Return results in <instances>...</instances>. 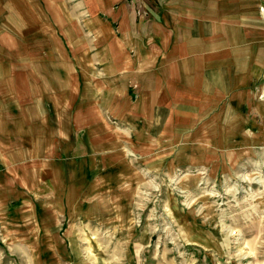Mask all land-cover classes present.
Listing matches in <instances>:
<instances>
[{"label": "rangeland", "instance_id": "374dc122", "mask_svg": "<svg viewBox=\"0 0 264 264\" xmlns=\"http://www.w3.org/2000/svg\"><path fill=\"white\" fill-rule=\"evenodd\" d=\"M98 1L0 0L7 3L0 13L11 15L0 20V31L13 35L5 42L13 50L9 57L29 70L27 82L15 71L6 90L29 95L25 105L31 108L33 96L44 93L43 108L60 110L63 128L70 112L86 109L70 96L98 95V84L109 78L103 64H121V26L110 17L121 1L102 7ZM142 1L126 3L136 13ZM248 91L264 102V76L239 87L241 101ZM104 121L117 136L128 132L119 118L105 113ZM201 130L200 121L184 133L174 124L167 145L155 142L157 156L127 150L141 180L123 206L120 196L104 199V214L94 219L70 220L52 211L56 201L43 182L2 184L0 264H264V146L239 154L233 164L226 153V165H208L215 151L202 146L206 138L213 145L214 134Z\"/></svg>", "mask_w": 264, "mask_h": 264}, {"label": "crops", "instance_id": "0c3cea01", "mask_svg": "<svg viewBox=\"0 0 264 264\" xmlns=\"http://www.w3.org/2000/svg\"><path fill=\"white\" fill-rule=\"evenodd\" d=\"M116 1L121 8L110 17L121 26V64H103L109 78L98 84V95L70 96L86 109L70 112L65 128L60 110L52 116L43 108L44 93L33 96L31 108L29 95L7 91L15 71L27 82L29 70L11 61L5 42L13 35L0 31V190L6 182H43L56 201L45 211L70 220L104 214L110 195L126 204L141 180L127 150L157 156L155 142L167 145L174 124L184 133L200 121V132L214 134L213 145L206 138L202 147L215 151L216 159L205 163L216 167L227 164L226 153L233 164L264 146V102L249 91L241 101L238 93L264 76V0H143L136 13L126 0L98 4ZM8 16L0 13V20ZM105 113L128 132L117 136Z\"/></svg>", "mask_w": 264, "mask_h": 264}]
</instances>
